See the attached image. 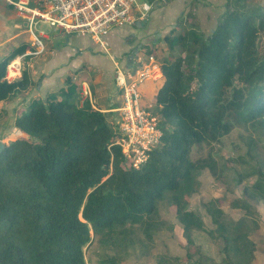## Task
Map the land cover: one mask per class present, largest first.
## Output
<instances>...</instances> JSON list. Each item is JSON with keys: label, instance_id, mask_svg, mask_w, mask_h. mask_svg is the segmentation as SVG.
Listing matches in <instances>:
<instances>
[{"label": "trees", "instance_id": "16d2710c", "mask_svg": "<svg viewBox=\"0 0 264 264\" xmlns=\"http://www.w3.org/2000/svg\"><path fill=\"white\" fill-rule=\"evenodd\" d=\"M240 1L207 37L187 31L166 39L180 53L160 66L155 104L162 135L140 168L127 166L112 144L116 129L89 102L35 100L15 118L14 127L27 138L9 142L0 153V264H85L91 232L113 244L138 227L149 237L157 203L165 198L188 244L194 231L221 240L220 262L208 264H251L256 222L248 200L264 202L261 171L243 188L244 199L232 204L244 211L240 218H229L216 201L204 205L213 229L184 200L199 171L215 174L213 161L191 159L192 148L237 124L264 120V54L257 45L264 10H247ZM27 50L20 45L0 60V102L28 85L25 72L6 79L7 66ZM65 82L62 95L77 96L79 82Z\"/></svg>", "mask_w": 264, "mask_h": 264}, {"label": "rangeland", "instance_id": "374dc122", "mask_svg": "<svg viewBox=\"0 0 264 264\" xmlns=\"http://www.w3.org/2000/svg\"><path fill=\"white\" fill-rule=\"evenodd\" d=\"M170 1L155 0L148 4L145 0H136L142 7V13L145 14L143 18L151 16L148 24L156 25L157 28L149 29L148 33L145 28L142 29L136 25L125 29L130 34H138H136L138 37L135 36L133 39L134 49L139 48L140 54L143 56L153 54L159 70H161L160 66L163 62L173 61L174 57L180 53L178 48L169 49L166 39L175 38L187 31H193L200 38L207 37L220 22L227 9L233 8L234 2V0H177L174 2V7L181 6L179 8L181 13L175 18L169 19L165 26L158 29L162 13L169 10L167 7H171L170 5L165 7ZM240 2L245 5L247 10H264V0H241ZM136 17L138 18L139 15L137 14ZM14 27L20 28L21 21L16 17L12 7L8 6L5 0H0V60L7 56L12 49L23 44L21 39L15 43L16 46L13 44L15 41L9 43L8 40L11 36L21 33L19 30L14 31ZM42 30H46L48 35L56 34L44 26H42ZM128 41V39L125 40V42ZM113 42L114 45L109 43V39H106L105 46L108 48L109 54H112L116 61L121 63L122 57L117 55V49L121 45L123 46V43L120 40ZM52 45L55 46V49L62 51L71 48L81 49L82 57L89 58L85 59L86 61L83 63L91 64L92 69L99 72L102 79H107L108 83L109 81L113 82L112 61L108 54L104 53L98 44L94 45L89 38L70 36L68 43L54 42ZM137 45H139L138 48ZM257 45L260 53L264 54V31L260 32ZM88 47L94 49L95 52L91 53L87 49ZM30 57L16 58L19 64L14 67L18 68L20 74L25 72L28 75L30 72L31 69L28 66ZM11 63L6 69V78H9V81L15 80L16 78H12L16 74V77L19 76V73H15L14 69L9 67ZM156 77L155 80H159L150 86L148 93L140 90L141 86L139 87L140 100L145 96L151 98L161 81L159 75ZM35 80L38 81V78ZM35 85V81L31 86L27 87V85L24 89V92H27L24 95L18 96L17 94L21 92L19 91L8 100L0 102V140L4 145L22 137L27 138L14 127V120L26 113L29 105L38 100L32 96V93L35 95ZM46 95L48 101L57 98L70 102L77 101L76 96L67 98L61 92ZM26 100H29L27 105L22 103ZM147 104L151 105L149 110L157 117L160 124L159 108L154 99L146 101V106H148ZM104 115L106 121L114 126V115L113 117L109 113H104ZM190 156L192 160L213 161L215 174L213 175L209 169L198 172L195 190L184 196L187 208L200 218L208 230L213 229V225L204 205L210 201H216L217 206L229 218L236 220L243 215L244 211L233 207L232 204L237 199H244L243 188L257 181L258 171L264 174V120H257L248 125L237 124L227 135L216 141L194 146ZM248 201L253 207V218L256 222L254 230L250 233V239L254 243L251 264H264V202L260 200ZM153 221L156 226L150 229L149 237H146L142 229L138 227L128 231L125 237L118 239L114 244L108 242L104 236L94 235L91 232L90 243L83 250L85 264H156L157 260L160 261V264H208L207 260L210 259L216 263L220 262L222 258L221 240L217 237L211 238L204 232L194 231L191 234L193 244H188L183 237L182 226L177 220L173 205L167 198L157 203ZM186 253L191 256L190 260L187 259Z\"/></svg>", "mask_w": 264, "mask_h": 264}, {"label": "built area", "instance_id": "2783aa9c", "mask_svg": "<svg viewBox=\"0 0 264 264\" xmlns=\"http://www.w3.org/2000/svg\"><path fill=\"white\" fill-rule=\"evenodd\" d=\"M5 1L21 21L24 33L31 39L33 50H28L21 57L42 52V39L48 34L42 30V26L63 37H87L105 49V37L115 30L140 23L145 15L136 0ZM113 65L114 86L120 93L119 104L108 109L96 107L85 82L80 86V96L94 110L112 114L111 117L114 115L116 134L112 144L120 147L129 168L138 169L146 162L149 152L159 145L162 135L157 117L149 110L151 105L141 106L139 87L147 80H155L160 70L153 54L143 56L139 51L133 54L128 68L123 69L115 61ZM15 68L12 67V70Z\"/></svg>", "mask_w": 264, "mask_h": 264}, {"label": "crops", "instance_id": "0c3cea01", "mask_svg": "<svg viewBox=\"0 0 264 264\" xmlns=\"http://www.w3.org/2000/svg\"><path fill=\"white\" fill-rule=\"evenodd\" d=\"M176 1L177 0H171L165 6V7H167L168 5H170L171 7L170 8L167 7L169 10L162 13V16L160 18L161 21L159 23L158 29L161 26H165L169 19L175 18L177 15H179L181 13V9H179V8H181V6H178L177 8L174 7V2H176ZM150 17L146 16L144 19H142V21L140 23H138L139 25L135 24L136 27L137 26L142 27V29L145 28L146 33H148L149 29L157 28L156 25L151 26L148 24V20ZM128 28H130V27H124V28L115 30L112 33H110L107 37H105V41H106V39L107 40L109 39L110 44L113 43V45H114V42H113L114 40H120V42L123 43V46L121 45L117 49V52H118L117 55H119V57H122L121 63H118L116 61V59L113 57V55L109 54V50H108V48H106V46H105V49L99 47L104 53L108 54L109 59L112 61V63H113V61L117 62L119 64V66H121L123 69L128 68L130 66L131 60H130V62H127V58L130 55L133 56V54L137 51L140 52V50L138 48L139 45H137V48H138L137 50H135L133 47V45H134L133 39L138 34L137 33L130 34V32L125 31V29H128ZM16 30H19L21 33L11 36V38L8 40L9 43H13V41H15L13 43L15 45V43L21 39L23 44L28 45V50H33V48H31V44H30L31 39H30L29 35L24 33V31L21 27L20 28L14 27V31H16ZM23 36H25V37H23ZM76 38H87V37H76ZM126 39H128L129 41L125 42ZM43 41L45 42V44ZM54 42H59V43L61 42L64 44L68 43V37L59 36L57 34H53V35L47 34V37L42 39L43 50L41 53L36 54V55H25L24 56V57L31 56L29 59V64H28V66H30L31 70L27 75V77H28V86L27 87L31 86V84L34 81L36 82L35 89H34L35 95H33V93H32L33 98L36 97L35 99L47 101L48 96L46 94L58 93V92L63 91L64 89H66L68 84L65 81H66V79L69 78L71 83L79 82V87H78L79 91H77L78 94L76 96L77 97V103L79 106L84 104L85 102H88L86 100H83L80 96V86L83 82L88 84V86L91 90L92 96L94 98V103H95L96 107H98L100 109H108L109 107H114V106H116V104L120 103V97H119L120 93L115 89V86L113 87L114 75H113V82L109 81V83H108L107 79H102L101 74L92 69L91 64L83 63V61H86L89 58L88 57H85V58L82 57L83 52H81V49L76 50L74 48H71V49L66 50V51L57 50V49H55V46L52 45V44H54ZM142 43H140V44L142 45ZM20 44H21V42H20ZM93 44L95 45V43H93ZM87 49L90 50L91 53L95 52L94 49H91L89 47ZM27 51H25V52H27ZM21 56H18V57H20L18 59L23 58ZM16 58H15V60H13V62L11 63V66H9V67H14L15 65L19 64L18 59H16ZM13 63L14 64L16 63V64L13 66ZM113 67H114V65H113ZM17 70H18V68L16 67L14 71H15V73H19V76L16 77L17 76L16 75L12 79H15V78L17 79L20 77V72H19V70L18 71ZM113 74H114V72H113ZM30 77H32V78H30ZM159 77H161L160 78V80H161L162 75L160 74V72H159ZM36 78H38V81L35 80ZM158 80L145 81L144 83H142L140 85L141 86L140 90L148 93L147 91L149 90V88H151L150 86H153L156 82H158ZM155 91H156V89L154 90L153 93L151 91V93H152L151 98L148 97L149 98L148 99L147 96H145L140 100L141 106L147 107L146 101H150V100L154 99V102H155ZM26 92L27 91L24 92V90H22L17 95L18 96L24 95V93H26ZM139 93H140V91H139ZM28 101L29 100H26L25 102H22V103L27 105ZM147 105H149V104H147Z\"/></svg>", "mask_w": 264, "mask_h": 264}, {"label": "water", "instance_id": "95a60500", "mask_svg": "<svg viewBox=\"0 0 264 264\" xmlns=\"http://www.w3.org/2000/svg\"><path fill=\"white\" fill-rule=\"evenodd\" d=\"M131 57H132V55H130V56L127 58V62H130ZM3 147H4V144H3V143L1 142V140H0V153H1L2 149H3Z\"/></svg>", "mask_w": 264, "mask_h": 264}, {"label": "bare ground", "instance_id": "6f19581e", "mask_svg": "<svg viewBox=\"0 0 264 264\" xmlns=\"http://www.w3.org/2000/svg\"><path fill=\"white\" fill-rule=\"evenodd\" d=\"M16 64V63H15ZM14 63H13V66L15 65ZM17 75V74H16Z\"/></svg>", "mask_w": 264, "mask_h": 264}]
</instances>
